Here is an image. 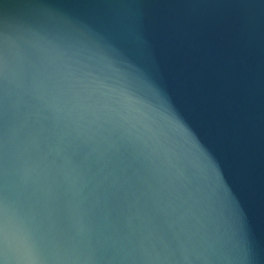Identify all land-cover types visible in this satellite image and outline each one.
I'll return each mask as SVG.
<instances>
[{"label": "water", "instance_id": "95a60500", "mask_svg": "<svg viewBox=\"0 0 264 264\" xmlns=\"http://www.w3.org/2000/svg\"><path fill=\"white\" fill-rule=\"evenodd\" d=\"M0 264H264V0H0Z\"/></svg>", "mask_w": 264, "mask_h": 264}]
</instances>
